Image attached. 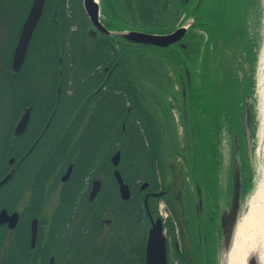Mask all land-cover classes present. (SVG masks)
Instances as JSON below:
<instances>
[{
  "label": "trees",
  "instance_id": "trees-1",
  "mask_svg": "<svg viewBox=\"0 0 264 264\" xmlns=\"http://www.w3.org/2000/svg\"><path fill=\"white\" fill-rule=\"evenodd\" d=\"M68 1H45L42 15L28 50L29 54L30 51L45 49L51 52L47 53V59L52 60V67L41 70L42 57L39 59L41 60L40 68L35 67L33 70L35 74L45 73L52 76L57 83L63 78L65 80L68 71L71 74L78 71L73 69L74 62H77L75 53L65 55L67 50L65 43L71 37L70 26L77 25L76 42H78L77 48L81 51L83 64V69L80 66L81 73L78 76V81L82 78L87 82L77 88V93L81 95L77 96L76 93L73 96L72 102L74 103L75 100L78 102L79 97L90 96L94 90V88L90 89L92 84L98 85L103 82L106 84L107 81L103 80L102 73L98 74L96 79L92 75V73H96L93 71H95L94 66L97 65L98 60L102 63L112 64L115 53L117 54L116 46L126 49L132 44L117 36L112 37L101 33L97 37L90 36L87 32L90 23L81 1L70 0L71 6H73L71 14L67 13L66 3ZM30 2L31 0L15 1V9L19 10L15 21L20 18L19 26L21 19L28 11ZM204 2L205 0H200L198 7H195L196 0L187 2L185 0H100L101 20L109 29L114 30L137 29L157 33L169 32L186 20L188 16H192L193 23L181 40L185 46L176 43L162 48L164 49L163 57L174 67L178 78L183 79L180 88L181 96L179 98L173 94L172 96L178 101L180 121L184 125V145L181 148L178 146L170 106L163 101H157L162 114L161 127L163 130L160 132L156 130L157 121L140 102L147 92L142 91L141 81L134 77L126 65H123L125 60L122 58L121 72L116 68L108 81H111L113 89H124L129 105L125 107L119 104L117 97L115 98L113 95L112 101H110L111 97L109 100H103L104 97H102L92 115L89 102L82 113L81 123L84 122L85 125L81 131L79 130L77 144L73 150L69 145L63 152L64 154L72 153L76 158H99V155H101L100 158H108L109 154L119 148L121 151L120 163L130 177L148 180L154 188L157 186L166 188L168 182L164 180L168 176V169H174V165H167L165 157L162 155L164 153L161 147L165 143L161 136L165 134L168 136L166 142L169 154L167 155L177 154L184 160L185 167L181 169L183 178L187 177L190 182L198 184L205 180L208 186L213 185L212 192L214 193L216 178L213 173L217 160L223 158L220 147L221 138L225 134L234 147L232 136L236 134L244 174V193L249 189L253 168L244 132L243 105L244 100L249 99L250 132L253 140L257 122L255 71L260 48L261 3L260 0H214L210 6H207ZM4 4L6 6H1L2 10L9 11L8 2H4ZM157 16L162 17L160 24L156 21L153 23ZM169 19L171 20L169 21ZM17 33L18 31L16 36ZM115 39H119V41ZM10 49V47L3 48L6 51L5 58L7 59ZM58 60H61L64 68L67 66L68 68L63 70V66ZM6 61L5 73L9 75L11 73L10 66L8 60ZM37 66H39L38 62ZM186 69L190 72L189 82H187ZM151 81L155 82L156 80L152 79ZM156 83L160 84L161 81L158 80ZM48 92L52 94V97L56 95L54 87ZM93 95L95 96L96 93ZM72 102L70 101V104ZM103 104L105 107H110L104 113L102 111ZM63 112L66 111L63 110ZM106 112L108 115H105ZM68 113L70 115V110L65 115ZM55 114L49 121L44 142L34 146L30 155L39 157L62 153L58 144ZM45 116H48V112ZM125 118H132L131 120L136 121L139 127L135 124L136 127L132 128L134 132L124 133L123 126H120L119 123ZM104 120L107 122L105 123ZM91 123L93 124L90 125ZM98 123L101 125L100 129L97 128ZM97 129H99V135L96 132ZM96 134L92 145L90 139L92 135ZM114 142H118V145L113 144ZM9 149L6 147L5 152L1 155L0 169L6 165L5 156L10 153ZM35 160L38 159L35 158ZM45 169L37 162L30 169L29 177L34 178L36 173L41 174ZM2 173L0 172V177ZM158 176L161 178L160 182L156 178ZM16 180L22 183L26 178L20 176L16 177ZM1 205H8L7 183L0 187ZM204 236V249L203 252L197 251L195 264H217L218 238L212 223L208 222ZM181 264H186L185 260Z\"/></svg>",
  "mask_w": 264,
  "mask_h": 264
},
{
  "label": "flooded vegetation",
  "instance_id": "flooded-vegetation-1",
  "mask_svg": "<svg viewBox=\"0 0 264 264\" xmlns=\"http://www.w3.org/2000/svg\"><path fill=\"white\" fill-rule=\"evenodd\" d=\"M26 14L20 26L18 18L15 29L9 32L11 51L5 59L11 72L7 80L11 83L12 106L8 112L0 109V158L4 149L10 148V153L5 156L6 165L0 169L3 172L0 179L10 171L12 174L4 183L8 187V205L0 206V211L5 209L7 215V218H0V264H146L147 237L157 219L161 221L166 264L170 263V257H175L180 264L183 260L186 264H195L197 251L203 252L204 249V230L208 222L212 223L220 242L219 220L229 205L236 158H232L229 150L225 154L222 149L223 158L217 160L213 173L216 178L213 193V185L208 186L205 180L199 184L191 182L189 186L184 181L176 184V175L170 172L166 188L150 190L147 181H140L134 188L137 184L123 169L121 158L117 165H113L111 158H76L72 153L64 154L69 145L73 150L77 144L79 130L85 125L81 120L83 110L89 104L86 99L97 94L99 88L88 97H79L78 102L69 99L66 106L73 104L70 115H65L68 106L64 116L56 118L62 153L30 155L32 148L43 143L47 136L49 121L57 113L60 103L61 85L52 76L42 74L30 76L32 83L29 85L30 82L26 81L28 74H23L27 52L20 69L12 70L13 51ZM6 33L0 31V40ZM98 34L94 31L92 37ZM116 49L114 62L109 67L113 73L115 67L121 72L123 61L121 48L117 46ZM54 86L56 95L52 97L48 91ZM32 88L34 93H31ZM92 103L91 112L98 107V103ZM27 109L29 116L21 128L18 121ZM47 112L48 116H45ZM37 162L46 169L30 178V169ZM239 164L243 198L244 174L241 162ZM20 176L26 178L22 183L16 180ZM121 184L128 185V197L122 196ZM160 192L161 196L167 197L166 218L159 216V207L151 201L155 197L153 193ZM14 213L16 218L11 217Z\"/></svg>",
  "mask_w": 264,
  "mask_h": 264
},
{
  "label": "rangeland",
  "instance_id": "rangeland-1",
  "mask_svg": "<svg viewBox=\"0 0 264 264\" xmlns=\"http://www.w3.org/2000/svg\"><path fill=\"white\" fill-rule=\"evenodd\" d=\"M15 1L16 0H0V31L5 30L7 33L4 36V38L2 40H0V109L4 108L6 112H8V109L10 108V106H12V102H11V88L9 84L8 80H7V75L5 73V55H6V51L3 50L2 47L5 48H9V42H10V34L9 32H13V30L15 29L16 25L14 23L16 17L19 15V10L15 9ZM81 1V5H82V0ZM214 0H208L204 2V4H206L207 6H210L211 3ZM242 1V0H241ZM4 2H8V5L10 6L9 11H5L2 10V7L4 4ZM3 3V4H2ZM261 3V10H262V16H261V29H260V48H259V52H258V61H257V66H256V71H255V76H256V91H255V96H256V101H255V110H256V131H255V138L251 141V148L248 150L249 154H250V163L251 166L253 168V176H252V180H251V185L249 187V189L245 192V198L242 202L241 208H240V214H239V218L238 220L240 221V219L246 215L247 210H248V203L250 200V197L253 195L254 190L256 188V183L258 181V179L260 178V173H261V169L264 166V120H263V115L261 113V98H260V93H259V77H260V73L261 70H263L262 65L264 64L263 60V55H264V0H260ZM6 6V5H5ZM66 8H67V13L71 14L72 13V9L73 6H71V1L69 0L66 3ZM83 8V6H82ZM84 10V9H83ZM54 13L56 12L53 11ZM170 16V15H169ZM171 19H169L170 21ZM157 22L158 24H160V22L162 21V17L157 16V18H155L153 20L154 22ZM75 22V21H74ZM163 29V28H162ZM77 30L78 27L77 25L72 24L70 26V31H71V37L70 40L67 41L65 43V48L66 53L67 54H72L75 53L74 56L76 55L77 62H74L75 65H73V69L77 72H74L73 74H71L68 71L67 76L65 77L66 79L62 81H60L58 83V85H61L60 88V103L58 106V110L57 113L55 114L54 118H58V117H63L64 113L63 110L66 111V108L68 109L67 112L70 110V107L73 106V104L70 106H66V104L68 103V100L71 99L73 100L72 94L74 92H77V88L79 86L84 85L87 80L85 79H81L78 81V76L80 75L81 71H80V66L83 69V64H82V56L80 54V49L77 48ZM10 32V33H11ZM64 48V49H65ZM74 50V52H73ZM121 53H122V57L125 60L123 65H126L130 71H132V73H135L138 75L137 79L141 81V89L144 92H147V94L145 93L144 97H142V99L140 100L141 105L145 108L148 109V111H150L153 114V118L157 121V131H162V127H161V121H162V114L159 108V105L157 104V101H163L165 104L167 103L170 106V112H171V116H172V120H173V124L175 125L176 128V141L178 142V146L181 148L184 143H183V135H184V125L181 123L180 121V113H179V109H178V101L173 98L172 94L177 96L178 98L181 96L180 95V88H181V82L183 79L178 78L179 76H177L176 70L174 69V67L168 63L166 61V58L163 57L164 54V49L160 48V47H156V46H152V45H145V44H132L129 45L125 48H121ZM47 53L50 54L51 52H49L48 50H37V51H30L29 54V50L27 51V56H26V62L24 65V72L23 74H28L26 77V81L30 82L29 85L32 83L30 80V76H34L36 75L33 70L35 69V67L40 68V62L43 57V65L41 67V70H46L49 69L50 66L52 67V60L47 59ZM64 54V51H63ZM112 54V53H111ZM81 56V57H80ZM98 59V58H97ZM59 62L61 60H58ZM37 62L39 63V66H37ZM79 62V63H78ZM81 62V63H80ZM50 63V64H49ZM61 66H63V70H65L66 68H68V66L66 68H64V64L62 62ZM70 63V62H69ZM63 64V65H62ZM79 64V65H78ZM112 64H108V63H102L98 60L97 65H95V71L96 73H92V75L94 76V78H98V74L103 75V79H107L106 84L105 82H103L102 84H92V88L96 90V88H99L97 94L91 95L88 99L89 102H94L92 104L95 105V103H98L99 100L103 98V100H109V98L111 97L110 101H112V99L115 97H117L116 100L119 104L124 105L125 107L129 105V100L127 99L126 93L124 91L123 88H119V89H113L112 88V84H110L111 81V75L113 74L112 69L111 68ZM115 66V65H114ZM110 67V68H109ZM117 68V67H115ZM59 69V68H58ZM110 69V70H109ZM134 69V70H133ZM27 70V71H26ZM88 70V69H87ZM114 70V69H113ZM153 70V71H151ZM59 71L61 72V70L59 69ZM147 71V72H146ZM145 73V74H144ZM41 75V74H38ZM42 75H46L45 73H43ZM48 76V75H47ZM155 79L156 81H161L160 84H157L156 81L155 82H150V80ZM81 81V82H80ZM165 83V84H163ZM105 84V85H104ZM96 85V86H95ZM56 86V84H55ZM54 86V88H55ZM162 87V89H161ZM38 89V88H36ZM113 89V90H111ZM33 89L31 90V93L33 92ZM93 90V91H94ZM100 92H103L102 95L98 94ZM30 95H35V94H31ZM39 93V90H38ZM121 93V94H119ZM114 97H113V96ZM118 95V96H116ZM67 96V98H66ZM113 97V98H112ZM108 98V99H107ZM181 100V99H180ZM115 101V102H116ZM105 104V102H104ZM103 104L102 111L104 113L105 110H107L108 107H105ZM64 106V107H63ZM63 108V109H62ZM81 109V108H80ZM79 109V110H80ZM61 110V111H60ZM5 112V114H6ZM62 112V113H60ZM95 110L92 109V115L94 114ZM71 113V110H70ZM7 115V114H6ZM105 115H108L107 112L105 113ZM122 115V113H121ZM6 117V116H5ZM125 117V116H124ZM132 118H125L123 120L120 121L119 125L123 126V131L125 132H134L133 131V127H139V124L136 123V121H132ZM105 123L107 122L106 120H104ZM263 122V124H262ZM93 124V123H92ZM136 124V125H135ZM263 125V126H262ZM100 124L98 123V127L100 129ZM92 127V126H90ZM93 128V127H92ZM99 129L96 130V132L99 135ZM96 135H92L91 137V141L90 143H92V145L94 144ZM115 138V137H114ZM168 136H166L165 134L161 136V139L164 140L165 145H163V147H161V150L163 151L164 157H165V162L167 165H174V169H168V172L170 171L171 174L176 175L174 177V181L177 184L178 182L184 181L187 182V185H190V181L189 178L184 177L181 174H178V172L181 171V168L183 167L184 164V160L182 159L181 156L174 154V156H170L167 155L169 154L168 150H167V140ZM117 141V140H116ZM113 144L118 145V142H114ZM231 144V140L227 137V136H223L221 138V142H220V147L221 149H225V154H227L226 152L228 151V147ZM119 149V148H117ZM117 149H115L112 153H114ZM0 151H1V146H0ZM107 152H109V150H107ZM111 153V154H112ZM111 154L108 155V158H110ZM101 157V155H99V158ZM2 160V158H0ZM185 167V166H184ZM183 167V168H184ZM179 168V170H177ZM177 170V171H176ZM182 172V171H181ZM130 177V176H129ZM157 180L160 182L161 178L160 176L156 177ZM140 181H147L150 184V190L153 191H157L160 190V186H157V188H154L152 186V184L150 183V181L148 180H141L140 178H132V182H136V187L137 188ZM164 181L168 182V176L166 177V179ZM135 184V183H134ZM135 186V185H133ZM154 194V193H153ZM155 197L151 198L152 203L154 202L156 207H160V208H165V203L167 202V197L166 196H161V195H153ZM166 197V198H165ZM219 254H217V258ZM170 263L169 264H180L179 261L175 258V257H170ZM219 263V258H218V262Z\"/></svg>",
  "mask_w": 264,
  "mask_h": 264
},
{
  "label": "water",
  "instance_id": "water-1",
  "mask_svg": "<svg viewBox=\"0 0 264 264\" xmlns=\"http://www.w3.org/2000/svg\"><path fill=\"white\" fill-rule=\"evenodd\" d=\"M188 1V0H186ZM45 0H32L26 17L23 21L19 37L17 39L11 67L13 71H18L25 58L33 31L37 25V22L42 14ZM200 0H196L195 7H198ZM82 6L84 12L90 22V28L88 33L92 35V32L98 31L100 33L117 36L131 43L152 45L156 47H168L175 43H179L181 46H185L184 43L180 42L188 31L189 26L193 23L192 16H188L186 20L179 23L173 30L165 33H156L149 31H142L137 29H123V30H113L109 29L101 20V8L99 0H82ZM258 61V60H257ZM187 82L190 80V72L186 69ZM256 78V76H255ZM256 91V86H255ZM249 99L244 100V132L246 137V144L248 150L251 148V133H250V122H251V109L249 104ZM29 116V109L24 112L18 121V126L23 128ZM234 147L232 151V157L236 158L234 161L233 171H232V181H231V193L228 208L222 213L219 224H220V246H219V263L222 264V255L229 248L232 241L234 231L236 229L238 218L240 214V208L244 197L242 198V188H241V167L237 162L239 156L237 151L239 150L238 138L236 135L233 136ZM111 158L113 165H117L120 158V150H116ZM117 173V169L115 170ZM12 171L8 172L3 178L0 179V186L4 184L7 179L11 176ZM121 181V179H119ZM121 194L123 197H128L129 187L127 184H121L120 187ZM160 193H154L158 196ZM7 218L5 209L0 211L1 217ZM12 218H16V213L12 214ZM34 236H32V242L34 241ZM145 261L146 264H166L165 248H164V237L161 233V221L157 219L156 222L152 224L151 229L146 242L145 251ZM247 264H257L253 257L249 258Z\"/></svg>",
  "mask_w": 264,
  "mask_h": 264
},
{
  "label": "bare ground",
  "instance_id": "bare-ground-1",
  "mask_svg": "<svg viewBox=\"0 0 264 264\" xmlns=\"http://www.w3.org/2000/svg\"><path fill=\"white\" fill-rule=\"evenodd\" d=\"M262 61L264 62V55ZM262 68L259 93L264 120V64ZM133 75L135 78L138 77L135 73ZM256 185L248 203L247 213L240 221L238 220L229 248L222 255V264H247L251 257L257 264H264V166Z\"/></svg>",
  "mask_w": 264,
  "mask_h": 264
}]
</instances>
